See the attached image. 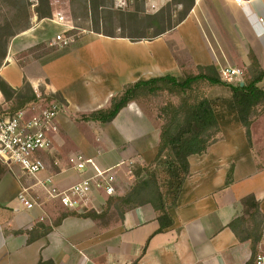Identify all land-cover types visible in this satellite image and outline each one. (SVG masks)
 <instances>
[{"label": "crops", "instance_id": "crops-1", "mask_svg": "<svg viewBox=\"0 0 264 264\" xmlns=\"http://www.w3.org/2000/svg\"><path fill=\"white\" fill-rule=\"evenodd\" d=\"M154 1L161 9L171 0ZM65 13L73 25L69 11ZM31 22V28L11 39L0 78L14 90L30 84L40 98L37 104L44 101L43 94L62 103L59 133L57 128L53 135V153L60 163L57 167L52 159L46 172L30 177L19 166L0 162V264H251L252 241L241 240L231 224L242 219L238 230L250 234L253 199L264 229V113L253 122L249 141L233 94L223 83L206 93L218 118L220 140L204 154L189 157L190 175L176 202L181 172L167 160L159 165L169 166L162 169L161 189L173 220L163 232L160 214L150 204L128 209L121 218L104 209L110 195L93 189L85 207L70 210L50 198L40 182L53 174L56 186L67 189L111 168L115 193L121 171L128 169L127 187L133 185L130 167L150 164L158 155L161 133L155 121L134 102L108 124L76 117L107 109L113 97L136 82L196 74L198 67H214L218 73L240 68L247 74L253 60L264 70V0L242 5L195 0L185 21L153 41L86 31L64 46L57 36H72L56 18L39 20L33 12ZM37 45L51 48V54L24 60L22 53ZM259 87L264 88V81ZM4 103L0 91V105ZM86 133L90 138L82 136ZM76 155L93 159L88 171L71 167L69 159ZM24 191L34 208L18 200ZM39 224L52 230L29 242V232Z\"/></svg>", "mask_w": 264, "mask_h": 264}, {"label": "trees", "instance_id": "trees-1", "mask_svg": "<svg viewBox=\"0 0 264 264\" xmlns=\"http://www.w3.org/2000/svg\"><path fill=\"white\" fill-rule=\"evenodd\" d=\"M80 1L85 4V16L106 12L100 5H94V0ZM21 2L26 5V7H29L27 0H21ZM30 4L32 6V3ZM51 4L53 5V0H37L33 12H35L39 20L55 18L57 10L54 8L56 10L54 12ZM194 5L195 0H171L154 14H143L138 9L127 11L119 10L117 12L109 10L110 12L107 13L109 14L108 17L110 22H108L111 25L101 28L99 24L96 23V29L93 28L92 31L111 38H126L132 42L153 41L172 31L185 21ZM173 7L177 15L173 14ZM113 16L116 17L118 22L116 28L112 26ZM67 18L70 24H72L71 19H69V17ZM12 26L11 23L7 22V19L5 25H0V67L4 65L3 61L6 59L7 49L11 39L17 34L31 28V25L27 24L23 28L14 31L12 30ZM117 31H119V33H117ZM245 75L246 79L243 80L242 83L226 84L222 81L220 73H218L214 67H198L197 73L188 78H183V75L180 77L163 76L136 82L125 86L122 93L113 97L107 109L99 110L88 115H82L80 120L84 122L93 121L108 124L111 123L128 104L136 102L145 94H155L159 91L169 90L185 95L192 90L195 83L200 84L206 82L208 88L223 83L230 88L233 94L240 122L250 141L251 126L255 119L264 113V88L259 87V84L264 81V70L261 69L256 60H253ZM0 91L7 102L13 100L17 101L18 107L16 112L40 100L28 83H25L21 89L14 90L0 78ZM25 91L27 93H25ZM206 93L197 97L192 103H186L180 107L168 108L171 110V115L167 117L166 124L162 128L158 155L155 161L152 162L153 164L150 163L151 169L149 171L146 169L145 176L140 177V172L135 174V169L137 167L134 165L132 169L133 174L135 177L139 178L137 184L126 195L117 198L115 206L121 218L128 209L150 204L155 211L160 214L159 222L161 228L159 232H163L173 225V220L168 213L169 205L161 189L157 161L166 153L172 165L178 167L181 172V179L176 187V202L182 185L190 175L189 157L204 154L212 144L220 140L218 118ZM249 204L252 209L250 219L253 225L250 234L244 236L243 233L238 230L240 224L244 223L242 219L234 221L231 224V228L237 233V236L241 240L250 239L252 241L253 252L255 253L261 239V227L263 224L259 220L260 211L258 203L252 199L249 200ZM123 206L127 209L123 210ZM51 230L52 227H47L43 224L37 225L33 231L29 232V242L46 236ZM39 264H54V262H41Z\"/></svg>", "mask_w": 264, "mask_h": 264}, {"label": "built area", "instance_id": "built-area-1", "mask_svg": "<svg viewBox=\"0 0 264 264\" xmlns=\"http://www.w3.org/2000/svg\"><path fill=\"white\" fill-rule=\"evenodd\" d=\"M235 2L242 5L249 0H235ZM127 3L128 0H116L118 8L127 6ZM147 5L153 12L159 10L154 0H147ZM63 14L58 11L55 18L70 31L74 27ZM57 41L66 46L72 42V38H63L62 35H58ZM220 76L224 82L230 84L237 82L238 84L243 82L245 71L240 68H227L220 71ZM37 103L28 105L13 115H0V162L9 167L19 166L25 175L30 177H37L46 172L49 168V161L52 159H55V166L58 167L60 163L59 158H56L53 153L52 135L57 131V119L63 105L56 98H51L49 103L43 106ZM69 163L73 169L84 173L94 162L93 159H88L83 155H76L70 157ZM111 170L110 168L98 171L67 189H60L56 186L53 174L40 184L50 198L58 200L63 207L73 210L87 205V199L93 189H103L110 196L115 194V179L110 175ZM18 200L27 209L35 206V203L28 200L25 191L19 194ZM251 264H264V229Z\"/></svg>", "mask_w": 264, "mask_h": 264}, {"label": "rangeland", "instance_id": "rangeland-1", "mask_svg": "<svg viewBox=\"0 0 264 264\" xmlns=\"http://www.w3.org/2000/svg\"><path fill=\"white\" fill-rule=\"evenodd\" d=\"M27 2L29 3V7H26V5H24L21 2V0H0V25H5L6 19H7V22L13 25L12 30L14 31L20 28H23L27 24L32 25L31 14L33 13L34 7L37 4V0H27ZM30 3H32V6ZM127 4L128 5L123 8H118L116 6V0H94V5L96 6L100 5L102 9H104V11L106 12L101 13V14L94 13L91 16L90 15L85 16L84 14L85 4L81 2L80 0H53V5L51 4V6L52 8H56V10L62 12V14L64 13L63 14L64 16L67 15L65 11H69V14L72 17L73 22H74L73 25H75V27L78 29L74 27L73 28L74 30L71 29L70 32H68L66 35L72 36V42H74V39L78 37L79 33L83 35V34H87L86 31H92L93 28L96 29V23H98L101 28L109 27L111 25L109 23L110 22L109 17H108L109 14L107 13V12H110L109 10H113L117 12L119 10L127 11V10H137L138 9L143 14L156 13V12L151 11L148 8L147 0H128ZM174 10L175 9L173 7V14L177 15V12H175ZM112 22H113L112 26L116 28L118 26L116 17L113 16ZM117 33H119V31H117ZM51 50H52L51 48L45 45H37L23 52L22 57L24 58V60H30L31 58L37 59L42 56L51 54ZM7 53H8V49H7ZM5 60L6 59H4L3 64H5ZM193 74L194 73L192 72L186 73L185 75H183V78L191 77L193 76ZM245 79H246V75L243 80ZM224 83L227 84V82H224ZM235 84H237V82ZM207 88H208V85L206 82L200 83V84L195 83L193 85L192 90L187 92V94L185 95L179 94L177 92H171L169 90L167 91L163 90L155 94H145L141 96L134 103L142 111L143 114H145L146 116L150 117L153 121H155V126H157V128L160 130V133H161L162 128L166 124L167 117L171 115V110L168 109L169 107H180L181 105H184L186 103H192L195 101L197 97L204 95L207 91ZM25 93L27 92L25 91ZM41 97H44V101L41 104H39V106L40 105L43 106L46 103H49L51 99L50 96H45L44 94ZM17 107H18V104L16 100L7 102V104L4 103L3 105H0V115H13L16 112ZM82 115L79 114L76 117V120L81 121L80 119ZM57 132L59 133V128ZM82 136L86 139L90 138V135H87V133L86 135H82ZM60 145L61 144H59V147L62 149L63 147L62 145L61 146ZM164 155H167V154L165 153ZM164 155L160 157V159L157 161L160 182H161V177L165 173L162 169H168L167 168L168 165L167 166L165 165V167H161L160 169L159 168L160 163L161 165H163L166 163V160H167L168 161L167 164H169V166H173L172 163L169 161L170 159L167 156H166V159L163 158ZM134 165L135 167H137L135 169V174L140 172V177L145 176L146 169L148 171L151 169L150 168L151 164L138 163ZM132 169L133 167L131 166L130 170L133 174ZM127 170L120 172V180L117 185L118 192L112 196H109L107 203L105 205V208H104L105 211L112 210L114 211L113 213L115 212L118 213V210L115 206L117 198L123 197L124 195H126L137 184L139 178L135 177V183H133V185H131L130 187H127V179H128V176L131 174V173H128ZM122 176H123V179H121ZM122 209L126 210L127 208L123 206Z\"/></svg>", "mask_w": 264, "mask_h": 264}]
</instances>
